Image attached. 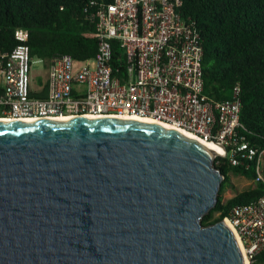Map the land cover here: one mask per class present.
<instances>
[{
    "label": "water",
    "instance_id": "95a60500",
    "mask_svg": "<svg viewBox=\"0 0 264 264\" xmlns=\"http://www.w3.org/2000/svg\"><path fill=\"white\" fill-rule=\"evenodd\" d=\"M224 179L156 123L0 121V264H246L225 219L202 222Z\"/></svg>",
    "mask_w": 264,
    "mask_h": 264
},
{
    "label": "built area",
    "instance_id": "2783aa9c",
    "mask_svg": "<svg viewBox=\"0 0 264 264\" xmlns=\"http://www.w3.org/2000/svg\"><path fill=\"white\" fill-rule=\"evenodd\" d=\"M184 0H111L97 12L96 53L88 58L33 56L29 31L0 50V119L67 116H140L161 120L219 144L221 158L255 169L264 182V149L250 146L240 130V89L231 100L205 91L204 46ZM40 67V78L34 70ZM41 95V96H40ZM246 264L264 252V195L236 204L225 218Z\"/></svg>",
    "mask_w": 264,
    "mask_h": 264
},
{
    "label": "trees",
    "instance_id": "16d2710c",
    "mask_svg": "<svg viewBox=\"0 0 264 264\" xmlns=\"http://www.w3.org/2000/svg\"><path fill=\"white\" fill-rule=\"evenodd\" d=\"M111 0H0V50L7 51L20 41L16 30L29 31L27 44L33 56L50 58L70 54L93 56L98 40L97 12ZM182 10L191 15L201 32L204 46L205 91L214 99L231 100L235 86L240 89V130L250 146L264 149V0H184ZM41 96V95H40ZM218 158L215 160L217 162ZM250 167L233 165L225 158L217 164L225 179L218 202L204 217V225L214 224L239 203L264 195V182L224 199L231 174L255 179ZM264 262V252L251 264Z\"/></svg>",
    "mask_w": 264,
    "mask_h": 264
},
{
    "label": "bare ground",
    "instance_id": "6f19581e",
    "mask_svg": "<svg viewBox=\"0 0 264 264\" xmlns=\"http://www.w3.org/2000/svg\"><path fill=\"white\" fill-rule=\"evenodd\" d=\"M79 116H67V117H58V118H51V119H74V118H78ZM81 117H86V118H107V117H114V118H128V119H133V120H140V121H145V122H151V123H156L159 124L163 127L175 130L177 132L183 133L193 139H196L197 141L201 142L202 144H204L206 147H208L210 150H212L214 153H217L221 150L219 144L213 142V141H208V140H204L201 139L200 137L185 131L183 129H180L178 127H175L171 124H168L166 122H163L161 120H157L155 118H151V117H140V116H115V115H84ZM45 118H39V119H0V121H20V120H44ZM227 225L233 230L232 225L230 224L229 221H226ZM234 232V231H233ZM247 262V260H245ZM248 263V262H247Z\"/></svg>",
    "mask_w": 264,
    "mask_h": 264
},
{
    "label": "rangeland",
    "instance_id": "374dc122",
    "mask_svg": "<svg viewBox=\"0 0 264 264\" xmlns=\"http://www.w3.org/2000/svg\"><path fill=\"white\" fill-rule=\"evenodd\" d=\"M39 70L40 67L38 66L35 68L34 73H32L33 75H35V78H40V75L38 74L40 73ZM225 186L226 187L223 192L224 199H229L239 192L257 186V182L252 178H248L243 175L231 174L230 181H228ZM259 264H264V262Z\"/></svg>",
    "mask_w": 264,
    "mask_h": 264
}]
</instances>
